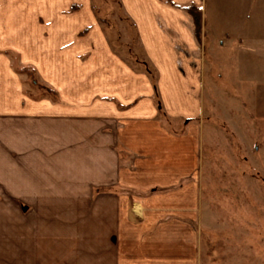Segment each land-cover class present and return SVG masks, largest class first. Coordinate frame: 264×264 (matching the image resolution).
<instances>
[{"label":"crops","instance_id":"1","mask_svg":"<svg viewBox=\"0 0 264 264\" xmlns=\"http://www.w3.org/2000/svg\"><path fill=\"white\" fill-rule=\"evenodd\" d=\"M117 1L120 40L133 31L155 82L94 0H0L1 190L34 203L16 225L0 205L3 264H201L208 86L221 95L228 82L235 99L259 102L263 125L264 0ZM28 66L52 93L30 85ZM156 96L183 131L164 123ZM45 177H101L84 222L45 205Z\"/></svg>","mask_w":264,"mask_h":264},{"label":"rangeland","instance_id":"2","mask_svg":"<svg viewBox=\"0 0 264 264\" xmlns=\"http://www.w3.org/2000/svg\"><path fill=\"white\" fill-rule=\"evenodd\" d=\"M94 6L107 20L112 40L117 45L124 44L123 55L130 64L150 73L155 80L156 71L133 31L127 29L129 39L120 40L123 31L120 19H124V12L118 1L94 0ZM14 61L18 62L16 55ZM28 80L31 85V79ZM229 85L220 82L221 95L208 86L204 100L202 207L198 218H194L202 241L201 264H264V161L260 151L256 150L262 137L264 139V122L262 125V118L258 116L261 106L259 102L249 100V96L237 95L240 99H235V89ZM244 97H248L247 100H243ZM161 118L165 124H171L170 128L179 131L187 124L186 120L171 122L164 115ZM55 178L60 180L48 183ZM45 180L42 194L45 205L72 207L77 213L71 217L75 216L79 222H84L86 206L95 205L99 200L101 177H45ZM15 184L18 183L14 181ZM48 184L52 185V192ZM6 193L1 190L0 183V205L11 207L14 225L19 224L21 211L34 203L19 193L14 192V196ZM4 248L0 246V255ZM19 248L15 245L14 253Z\"/></svg>","mask_w":264,"mask_h":264},{"label":"trees","instance_id":"3","mask_svg":"<svg viewBox=\"0 0 264 264\" xmlns=\"http://www.w3.org/2000/svg\"><path fill=\"white\" fill-rule=\"evenodd\" d=\"M185 9H187V10H189V11H191V12H194V13H196V14H199L198 13V11H197V8H196V6L194 5V4H191V5H188V6H185L184 7ZM20 70L21 71H23V72H27V74H28V78H30L31 79V83L32 84H36V82L38 83V80H37V76H36V71H35V69L33 68V67H22V68H20ZM156 81V79L154 80V82ZM38 87L39 88H42L45 92H50V93H52V89L50 88V87H47V86H45V85H41V84H39L38 83ZM156 100H157V102H158V104L160 105V116H162V115H164V117L166 118V119H168V117H167V115L164 113V110H163V108L161 107V102H160V100H159V98L156 96Z\"/></svg>","mask_w":264,"mask_h":264}]
</instances>
